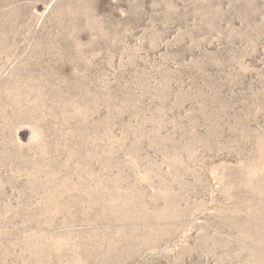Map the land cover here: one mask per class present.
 <instances>
[{"label":"rangeland","instance_id":"1","mask_svg":"<svg viewBox=\"0 0 264 264\" xmlns=\"http://www.w3.org/2000/svg\"><path fill=\"white\" fill-rule=\"evenodd\" d=\"M0 264H264V0H0Z\"/></svg>","mask_w":264,"mask_h":264}]
</instances>
